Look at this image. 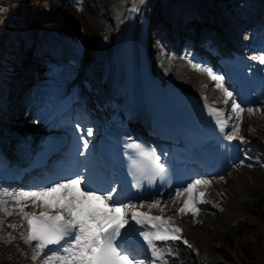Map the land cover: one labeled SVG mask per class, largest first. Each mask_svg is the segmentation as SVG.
<instances>
[{
  "label": "snow or ice",
  "instance_id": "6c2138e0",
  "mask_svg": "<svg viewBox=\"0 0 264 264\" xmlns=\"http://www.w3.org/2000/svg\"><path fill=\"white\" fill-rule=\"evenodd\" d=\"M260 62L264 63V57L260 58ZM189 63L195 71L205 72L215 82V88L224 93L223 103L230 105L229 111L236 114L237 121L232 126V133L225 138L237 139L243 114H253L255 109L243 106L242 101L237 102L234 91L225 86L223 76L213 73L210 68L198 62L189 60ZM204 100L207 101V97ZM205 107L223 132L228 119L232 117L225 119L224 110L207 103ZM84 131L87 136L93 134L91 128ZM79 139L82 140V150L78 154L84 155L88 151L89 140L83 136ZM151 155L154 164L152 176L135 166L130 170L132 187L137 191L141 190L145 180L149 184L153 183V177H159L161 183L171 181L172 169L166 155L155 154V149L151 150ZM210 185V180L197 178L176 188L170 200L182 201L183 206L176 209L177 213L187 214L189 202L193 205V215L199 212L196 205L207 201L197 198L205 195L204 190H197L206 189ZM47 197H51V200L46 199ZM11 198L18 205L22 201H31L33 207L41 209L39 213L25 212L27 205L24 204L17 212L27 222V231H21L20 238L24 244L34 249L31 259L39 260L40 264H168L175 248H166L163 243L158 245L157 241H182L188 248L193 247L188 240L182 239V229L175 226L173 217L151 214L153 209L163 213L167 207L162 206L159 199L146 200L132 196L123 188L118 189L117 184L110 179L104 181L102 186H96L92 173L85 176L82 172H77L74 176L63 177L36 190L15 193ZM136 200L140 201L139 204L134 202ZM91 201H99L104 207L92 208ZM85 204L89 205L87 210L83 207ZM144 208L148 211H141ZM6 215L11 216L13 212H6ZM3 223L0 220V225ZM8 227L19 230L23 225L9 223ZM14 239L13 236L8 237V240ZM141 251L150 255L141 256ZM172 264H176V261L172 260Z\"/></svg>",
  "mask_w": 264,
  "mask_h": 264
},
{
  "label": "rangeland",
  "instance_id": "374dc122",
  "mask_svg": "<svg viewBox=\"0 0 264 264\" xmlns=\"http://www.w3.org/2000/svg\"><path fill=\"white\" fill-rule=\"evenodd\" d=\"M4 1L5 3L0 5V27L7 29L8 32L2 31L0 28V120L5 122V124L11 126L14 125V128H17L21 123L18 120V116L25 112L29 113L31 116V126L29 130L33 131L41 127H46L45 129L64 128V125L58 126V124H50L48 118L46 116H39L32 105V96L38 91H47L61 74L58 70L53 69L50 63H46L47 59L39 56L37 47L48 46V44L52 45L57 40L65 41L68 55L76 54L80 59V65L78 67H72L70 72L67 73H71V75L73 74L77 78L81 77L84 63L91 55V51H94V32L99 31L102 33L104 29H107L103 34L108 36L107 32L113 26L112 23L114 21L112 22L109 13L105 11V0H82L81 5L75 4L74 0ZM155 1L159 2L157 4L159 7L162 5L161 8L164 7V3H168L167 1L171 2L172 6L168 9L169 11L171 10L173 15H175L176 10L181 7L182 1H185L187 4H195V2H198V0ZM242 1L244 5L241 7H234L232 9L233 14H236L237 11H240L241 13L250 12L248 8L250 3L247 5L248 0ZM253 1L261 2L263 0ZM226 2H229L232 8V2H234V0H227ZM221 3H223L221 0H215L214 2L215 5ZM218 13L225 15L228 14L227 10L224 8H221ZM172 14L170 18L172 17ZM167 15V13H164L163 16L156 17L154 27L151 25V33H156V42L159 46H161L160 43L164 46L163 50L160 52L162 56L164 55V58L166 57L165 50H168V62H170L173 58L174 52L178 50V47L175 46V48H171L172 41L170 40V27L168 22L163 21V19H167ZM225 18L228 19L229 15ZM22 40L25 43H30V45L27 47L20 45ZM186 54L187 55L182 59V62H185L186 65L183 63L182 65L191 67L189 60H192L193 62H198L207 66L213 71V73L219 75V73L209 67L207 63L200 60H193L190 57L191 53ZM191 71H194L192 67ZM7 82H9L8 85ZM2 85H5L8 88L11 96H15L13 103L3 99ZM221 91L222 90L215 87L213 88V86L210 87V92L212 93ZM251 107L255 109L254 112L259 114L257 115V118L259 120L263 119L264 113H260V108H264V97L258 98L255 104ZM229 108L228 112L230 114ZM71 124L72 126H70L71 129L69 130L75 132L71 135V144L67 151L69 150L71 153L73 148H76V157L73 160H69L62 168L63 171L69 174L75 170L79 159L82 156L78 154L79 151L82 150V140H80L79 137L83 136L85 139L89 140L87 152H90V154L93 141V136L89 137L86 135L84 130L88 128V125L81 119L72 122ZM240 126H243V122L240 123ZM78 131H80V133ZM58 165L60 166L61 164L58 163ZM238 170L239 168L237 167L235 172ZM252 172L253 176L255 174V178L257 179L254 178V180H249V184H247V193L243 191V199L239 198L241 195H236L235 197V200L239 203L241 211L239 218L227 223L224 221L225 226L218 230H213V228L209 226V238L211 243H221L223 247L216 252L208 250L202 256L201 262L195 263L194 261L189 264H243L244 253L242 248L245 244L248 245V243L253 255L262 258V248L264 247L262 240L264 235V218L259 212L264 210V168L257 170V172L255 170ZM233 174L234 173L230 171L229 174L219 176L224 179L223 188L231 187L236 183L238 186L240 185L241 180L238 179L236 175H234L233 178L230 176ZM36 176L37 181L43 185L51 183V181L48 180L49 178H45L43 174H37ZM12 187L16 188L15 190L19 192L28 189L26 186ZM228 194L231 195V191ZM6 199L7 198L4 197V194L1 195L0 192L1 212H4V210L13 206V201ZM159 200L166 203L173 202L171 200ZM1 233L2 229L0 228V251H2ZM1 257H6L7 260L14 258L11 255H3L0 253V258Z\"/></svg>",
  "mask_w": 264,
  "mask_h": 264
},
{
  "label": "bare ground",
  "instance_id": "6f19581e",
  "mask_svg": "<svg viewBox=\"0 0 264 264\" xmlns=\"http://www.w3.org/2000/svg\"><path fill=\"white\" fill-rule=\"evenodd\" d=\"M214 2L215 0H200V3L201 4L204 3L205 7L213 6ZM158 3L159 2H156L155 0H105L106 8L107 7L111 8L109 17L111 19H115V22L113 23L111 29H109L107 32L108 36H105L103 33L101 34L99 31L94 32L93 37L97 40L98 43L102 45L101 46L102 48L99 52H91V55L88 57V60L84 63L83 66L84 67L83 77L92 76L95 80H99L103 78V80L107 84H110L114 81H120V82L123 81L124 78L123 72L121 69L117 72L118 68H116L115 66V60L118 61L121 56V48H122V43L124 40L126 28L128 25L130 10L132 6H135L138 8L140 16L146 15L155 21V18L159 15L161 16L163 14V11H165V8H161L162 5L160 7L157 5ZM183 4H186L185 1ZM250 6L255 8L254 15L257 14L256 8L259 7L257 3L255 1H252ZM217 9L218 8H216V10ZM221 17L222 16H220V19L216 21V25H215L216 28L220 27ZM180 19L182 20L181 17ZM106 31L107 29L104 30V32ZM156 39H157L156 36L151 34L149 42L152 53L151 55L154 61L157 63L156 69L158 70V72L163 73L165 76L171 78L175 82L179 80L178 81L179 85L183 83L186 87H189L188 89L192 91L196 88L201 89V91H206V90L209 91L211 86H213V88L215 87L214 86L215 82L211 80V78L205 72H198L195 71L193 68L192 69L194 71L192 72L191 67L184 66L182 65V63L175 64L173 61L170 62L171 66L169 67V63L160 54V48H162V46H159V44L156 42ZM237 41L240 42V38H238ZM95 46L96 44L94 45V47ZM160 65H162V67ZM70 82L71 80L69 79V77L60 76L58 81H56L52 86V88L48 90L47 92L48 97L49 98L60 97L63 94L64 90L66 89V86ZM208 97H210L209 100L211 103H215L222 110H224V112L228 117L229 116L232 117L230 119L231 120L230 134H231L232 126L237 123L235 119L236 114L235 113L229 114L228 112L229 105L226 106L223 103L224 93L222 91L216 93H212L209 91ZM87 107H89L88 104L84 103V108ZM261 112L264 113L263 107L260 108V113ZM257 115L259 114L256 112H254L253 114H248L247 112L244 113L243 126L241 127L239 125L240 131L236 140L241 144L242 163L238 164V166H235L234 169L232 170L234 174L230 175L232 178L234 177V175H236L238 179L241 180L239 186L236 183L233 184L231 187L223 188L224 179H220L221 177L219 176L196 177V179L199 178V179L210 180L211 185L206 189L201 188L197 190V191L200 190L205 191V195L203 197H197V198L204 199L205 201L209 199L210 203L207 204L206 202L204 204H197L196 207L200 209V212H196L195 215H193L194 209L191 202H189L187 214L185 215H179L176 211L178 207L183 206L181 200H176L174 202H168V203L161 202L162 206L167 205V207L164 209V212L161 214H163L166 218L169 216L173 217L175 223L178 226H180L184 230V233L187 236H189L194 242L192 250L184 249L181 246L177 245L176 243H172L169 247H174L175 252L172 253V257L171 259H169L168 264H172V260H175L176 264H189L194 261L195 263L201 262L202 256L204 255V253H206V251L210 250L216 252L218 249L220 250L223 247L221 243H211L209 238V230H210L209 226H211L213 230H218L221 227L225 226L224 221L227 223L229 221L236 220L239 218L241 211L239 208V203L235 200V197L236 195L244 196L243 191L247 193V184H249V180L251 181L254 180L255 178V174L253 176L252 171L255 170L257 172V170L261 169L256 166H252L250 164V162L254 158L264 159V117L263 119L259 120L257 118ZM80 117H84L85 119H87L85 120L88 125L87 127L91 128L94 133L96 131V127L98 124L97 121H95L93 117L89 116L85 111L84 113L80 114ZM30 119L31 116L29 113L23 112L22 114H19L18 120L21 123L19 125L20 127L18 126L17 128H14L15 127L14 125L11 126L9 124H5V122H2L0 120V141L4 143L6 138L11 139V137L15 136L16 134H18L16 139V141H18V137L22 135V133L29 131V128L31 126ZM57 124L58 126H62V125L72 126V124L69 123L68 121L63 123L58 122L55 123L54 125ZM45 128L41 127L37 130H33V131L31 130V131L37 133L38 135H42L45 134L47 131ZM78 132L80 133V131ZM255 137L261 138L262 144L260 146L256 144L254 140ZM8 153L14 160L24 159V157L27 154V149L23 148V149L15 150L14 146H12L10 147V149H8ZM69 154L70 151L68 150L63 155L67 156ZM89 158H90V154L86 152L79 159L78 165L75 168V170L72 173L67 174L66 176L67 177L74 176L75 174H77V172H82L83 175L87 176L91 168L93 167V165L89 161L90 160ZM243 162H245L246 165ZM237 167L239 168V170L235 172ZM229 172L230 171H228L227 174H229ZM50 177H51L50 178L51 183L57 181L58 179H62L60 175H52ZM95 179L99 180L100 175L96 174ZM28 183H29L27 185L28 189H25L24 191L36 190L44 186L42 183H39V181L36 182L32 180V178H30ZM15 189L16 188L7 185L0 188L1 195L4 194V197L7 198L6 200L13 201L12 204L13 206L11 208L4 210V212L0 211V216H2L0 220L4 221V223L0 225V228L2 229V233H1L2 251H0V253H2L3 255L8 254L15 256L14 258H11L9 260H7L6 257H1L0 264H40L39 260L33 261L31 259L32 255L34 254V249L24 244L23 240L20 238L19 233L21 231H27V222L22 218L21 215L17 214V212L19 207L24 204L27 205V207L24 208L25 212L35 211L38 213L41 209L38 206L33 207L31 201H22L21 204L18 205L15 202V200L11 198L13 194L19 193V191ZM230 190L232 191V194L226 196L225 194L228 193ZM46 199L51 200V197H47ZM93 202L101 204L99 201H93ZM87 205L88 204H85L83 206L85 210H87ZM212 208H214L215 210H212ZM153 210L160 212L158 209H153ZM6 212H13V215L8 216L6 215ZM3 216H6V218L3 219ZM9 223L23 225V228H20V230L16 231L8 227ZM10 231H12L11 236L15 237L14 240H8V237L10 236L9 235ZM195 247L197 248L196 250H194Z\"/></svg>",
  "mask_w": 264,
  "mask_h": 264
},
{
  "label": "trees",
  "instance_id": "16d2710c",
  "mask_svg": "<svg viewBox=\"0 0 264 264\" xmlns=\"http://www.w3.org/2000/svg\"><path fill=\"white\" fill-rule=\"evenodd\" d=\"M262 217L264 218V210L260 211L259 212ZM262 240H263V243H264V235L262 237ZM243 264H264V247L262 248L263 249V256L262 258H258V257H255L252 253V250L250 249V246H249V243L248 245L245 244L243 246Z\"/></svg>",
  "mask_w": 264,
  "mask_h": 264
}]
</instances>
